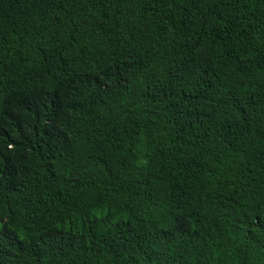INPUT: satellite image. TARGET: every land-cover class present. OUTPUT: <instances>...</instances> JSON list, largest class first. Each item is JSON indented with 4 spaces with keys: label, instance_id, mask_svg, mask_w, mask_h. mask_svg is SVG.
<instances>
[{
    "label": "trees",
    "instance_id": "obj_1",
    "mask_svg": "<svg viewBox=\"0 0 264 264\" xmlns=\"http://www.w3.org/2000/svg\"><path fill=\"white\" fill-rule=\"evenodd\" d=\"M0 264H264V0H0Z\"/></svg>",
    "mask_w": 264,
    "mask_h": 264
}]
</instances>
